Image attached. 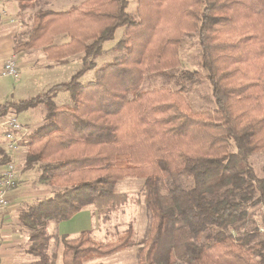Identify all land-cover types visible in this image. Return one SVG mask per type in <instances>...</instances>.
I'll use <instances>...</instances> for the list:
<instances>
[{
  "label": "trees",
  "instance_id": "obj_1",
  "mask_svg": "<svg viewBox=\"0 0 264 264\" xmlns=\"http://www.w3.org/2000/svg\"><path fill=\"white\" fill-rule=\"evenodd\" d=\"M127 7L128 0H84L63 12L39 9L16 46L41 48L51 62L81 60L68 81L0 104V117L46 109L45 121L26 135L24 170L36 169L37 182L56 189L18 212L29 264H55L58 246L62 264H86L135 245L138 264H264V234L249 219L255 207L264 216V175L250 161L264 150V0H137L134 14ZM119 28L124 38L115 47L124 56L82 85ZM193 33L213 111L194 112L183 88L140 89L145 76L172 78L183 37ZM57 35L69 41L54 45ZM60 90L70 104H54ZM127 177L144 179L143 238L135 242L128 225L110 242L95 241L93 230L51 241L49 223L89 207L104 221L138 204L116 189Z\"/></svg>",
  "mask_w": 264,
  "mask_h": 264
},
{
  "label": "rangeland",
  "instance_id": "obj_2",
  "mask_svg": "<svg viewBox=\"0 0 264 264\" xmlns=\"http://www.w3.org/2000/svg\"><path fill=\"white\" fill-rule=\"evenodd\" d=\"M84 0H66L64 6L65 10H69L71 6L77 5ZM54 0H42L39 2L41 9H52ZM137 0H128L127 11L130 14L136 12ZM54 9V8H53ZM124 28H119L114 34V38L103 44L104 52L93 59L95 64V69L87 71L82 78L79 80L82 85H85L94 79V73L98 68L102 66L115 62L121 59L125 51L116 49V44L124 38ZM180 67L177 70H172V78H167L161 74L148 75L143 78L140 89L152 90L157 88H169L172 90L182 89V93L186 98V101L192 108L194 112H208L213 111L215 108L214 100L211 94V88L209 82L205 79V72L199 65V49L197 34H188L183 37L180 49ZM43 61L40 62L41 68L36 73V77L40 79L41 83L39 85L40 91L38 94H43L51 86L58 83L66 82L74 74V72L80 67L81 61L76 63L72 60L66 67H54L53 69L44 68ZM50 68V67H49ZM60 70L63 73H60ZM181 71H187L189 73H194V79L188 80L185 78H180L179 74ZM18 74L19 69H18ZM52 101L55 105L70 104L72 102L69 94L60 90L54 94ZM27 111V112H26ZM26 119L24 123L32 128L34 126H39L45 121L46 109L43 105H38L36 107L26 110ZM22 113V112H21ZM19 114V113H18ZM17 117V116H16ZM18 119L23 122L18 115ZM251 163L255 169L257 176L264 175V150L255 153L250 158ZM27 178V194L31 199V202L50 196L56 189L46 184H39L37 182L38 171L32 169L28 172ZM144 179L127 177L122 179L116 184V189L120 193L126 194L129 198L133 200H139V203H129L126 206L119 208L116 212L108 215L106 220H102L97 217L96 210L89 207L87 211L92 213V219L88 221V224L83 220L82 227H86L93 230L94 240L97 242H110L115 240L117 235L123 234L127 229L128 225L132 227L134 233V241L138 242L141 238L145 236L149 228L148 213L143 204V196L141 190L143 187ZM250 220H252L264 234V216L260 207H255L249 210ZM24 239L28 242L27 231L24 229ZM77 232H70V237H75ZM29 245V242H28ZM138 245L132 246L128 249H124L113 253L111 255L93 258L86 264H138ZM58 256L61 253V247L57 248Z\"/></svg>",
  "mask_w": 264,
  "mask_h": 264
},
{
  "label": "crops",
  "instance_id": "obj_3",
  "mask_svg": "<svg viewBox=\"0 0 264 264\" xmlns=\"http://www.w3.org/2000/svg\"><path fill=\"white\" fill-rule=\"evenodd\" d=\"M40 1L42 0L24 3L18 0H0V66L6 59L12 58L15 60L20 73L16 79H0V104L8 101L18 102L40 95L35 91H40L38 89L41 81L36 77V73L41 68V61L45 62L42 67L48 69L58 66L66 67L72 60H75L77 64L81 61L80 55H74L68 57L65 63L51 62L46 59L41 48L21 51L16 49L19 43L26 40L32 26L33 15L41 9L39 5ZM53 4L54 9L50 10L56 12L66 11L64 8L66 0H54ZM68 41L69 38L66 35H57L53 39V44L61 45ZM60 73H63V71L60 70ZM26 112L23 111L19 114L10 112L7 116L0 117V172L9 161H13L18 175L17 188L8 195V207L4 208L0 206V264H29L34 260L26 252L28 242H25L23 237L25 234L24 229L19 225L17 220L18 212L31 203V199L26 193L28 172L30 170H24L27 154L26 135L35 129L37 125L29 128L24 123V120L28 116ZM18 115H20L23 122L18 119ZM9 116H17L16 119L25 128V135L18 143L13 155L7 152V141L4 136L5 128L2 126L4 119ZM91 217H93L92 213L90 214L86 208L67 221L55 224L49 223L47 230L50 234L54 235L51 241H54L55 237L64 235L70 237V232L73 231L77 232L75 234L77 236L83 230H91L88 227L85 229L82 227L83 220L88 224V221L92 219ZM55 264H62L61 254L58 256L57 253Z\"/></svg>",
  "mask_w": 264,
  "mask_h": 264
},
{
  "label": "built area",
  "instance_id": "obj_4",
  "mask_svg": "<svg viewBox=\"0 0 264 264\" xmlns=\"http://www.w3.org/2000/svg\"><path fill=\"white\" fill-rule=\"evenodd\" d=\"M1 13V12H0ZM18 67L12 58L6 59L0 66V79L18 77ZM2 126L5 128V139L7 152L13 155L17 149L18 143L25 135V128L19 123L14 116H9L4 119ZM18 175L13 161H9L0 172V206L8 207V195L17 188Z\"/></svg>",
  "mask_w": 264,
  "mask_h": 264
}]
</instances>
